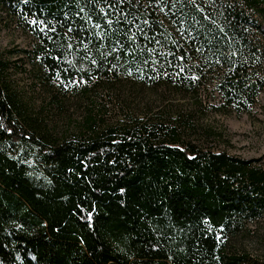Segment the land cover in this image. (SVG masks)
<instances>
[{"label": "trees", "instance_id": "1", "mask_svg": "<svg viewBox=\"0 0 264 264\" xmlns=\"http://www.w3.org/2000/svg\"><path fill=\"white\" fill-rule=\"evenodd\" d=\"M12 2L14 19L31 23L36 33L30 59L42 70L36 79L48 85L46 102L55 108L45 111L36 103L45 97L42 84L35 85L34 95L13 87L6 75L10 63L0 54V135L17 139V151L0 146V181L20 190L46 217L50 234L81 237L100 264L112 257L129 263L134 253H156L172 264H236L227 246L239 223L219 219L232 210L224 207L232 202L220 194L232 181L217 174L212 178L223 184H208L190 195L198 184L188 185V175L181 173L188 169L186 161L172 157L173 168L159 166L166 149L159 125L113 124L121 100L110 79L141 78L153 86L169 79L194 86L190 79L205 75L218 56L234 62H247L248 57L240 58L251 53L262 57L264 7L253 0H31V8H23L22 0ZM249 45L253 48H245ZM251 63L258 73L261 64ZM64 89L96 105L84 115L81 131L67 137L55 125L59 109H65L58 100ZM235 93L244 95L242 89ZM97 108L108 112L99 117ZM107 120L110 125L101 124ZM192 159L198 157L190 156L189 164ZM216 160L209 161L211 169ZM221 160L227 162L224 156ZM135 170L122 200L96 198ZM22 206L0 188V264H94L75 247L43 249L46 231ZM89 213L87 234L79 219Z\"/></svg>", "mask_w": 264, "mask_h": 264}, {"label": "rangeland", "instance_id": "2", "mask_svg": "<svg viewBox=\"0 0 264 264\" xmlns=\"http://www.w3.org/2000/svg\"><path fill=\"white\" fill-rule=\"evenodd\" d=\"M253 1L255 4L259 2L260 7H264V0ZM22 3L23 8L32 7L31 0H22ZM13 6L12 0H0V54H3V57L10 63L6 75L12 81L13 87L28 89L32 95L39 92L35 91V85L42 84L41 91L43 90L45 97L36 103H42L45 111L52 112L55 107L51 105L50 100L46 102L49 98L48 85L36 79V74H41L42 70L39 65L34 66L30 59L36 33L32 30L31 23L24 24L14 19ZM259 33L264 41V19ZM259 47L262 57H257L252 53L250 56H241L240 60L248 57L247 62L226 61L222 56H218L220 59L210 57L217 62H209L205 75L199 77V81L190 79L196 83L194 86L169 79L157 86L143 84L141 78L112 76L110 79L115 83L112 88L117 99L121 100L120 107L115 113L116 116L112 119L113 124L120 122L132 128L143 126L144 123L159 125L160 133L164 136L161 146L166 148L161 152V165L159 166L165 169L173 168L172 165L175 162L172 157L176 162H178L177 158H180V161H186L188 169H180L181 173L184 176L188 175V178L185 177L189 181L188 185L192 181L198 184L196 188L190 190V195L195 196L197 192L194 189L201 191L208 184H223L221 178L220 180L212 178L217 174L223 179L228 177V180L232 181L231 185L226 186V190L220 191V194L227 197L226 201L232 202V204L224 203V207H231L232 210L225 212L226 214L221 212L222 217H216L239 223L227 246L229 249L227 256L236 264H264V43H261ZM245 48H253V46L249 45ZM253 60L256 64H261L258 73L252 67L251 61ZM236 89H242L244 95L235 93ZM73 93L65 90L62 92L63 97L58 98L65 107L62 111L58 108L59 114L61 113L60 122L55 123L61 137H67L69 133L74 135L81 131L84 115L92 114L96 106L92 104L91 99L79 97L80 93L78 95ZM241 97L246 99L241 100ZM97 112V115L101 117L108 110L97 108ZM101 124L110 125L108 120ZM107 130L108 128L103 133ZM53 132L56 134L55 130ZM105 136L111 142L117 141L113 134H105ZM16 141L17 139L14 141L5 132L0 135V146L10 150L17 151ZM173 152L174 154L170 155ZM201 155L205 156L200 158ZM190 156L195 158L197 156L198 159L194 162L193 158L189 164ZM222 156L227 162L221 160ZM215 159H217V166L211 169L208 165L209 161ZM179 167L182 165H177V169ZM138 171L130 172L128 177L118 181L112 189H106L107 192L98 191L96 198L104 203L108 199H117L118 196L122 200L124 197L121 195L127 191L126 179L137 175ZM171 172L172 170L169 169V173ZM233 175L234 178L231 180ZM0 188L40 221L44 233L46 231L42 240L43 249L49 245L54 248L57 244H64L69 248L75 247L86 252L91 262L93 261L92 263L100 264L91 257V251L81 237L69 238L50 234V225L46 217L28 201L20 190L3 181H0ZM104 193L107 197L102 199ZM244 199L248 201L244 202ZM249 201L255 204L251 202L253 204L251 205ZM79 221L87 234L91 232V219L87 215L81 216ZM217 235L219 239L221 233ZM22 246L23 243H20L19 248ZM41 250L40 245L36 255ZM107 261V264L154 262L172 264L169 258L156 253H134L130 255L129 263L118 261L114 257Z\"/></svg>", "mask_w": 264, "mask_h": 264}, {"label": "snow or ice", "instance_id": "3", "mask_svg": "<svg viewBox=\"0 0 264 264\" xmlns=\"http://www.w3.org/2000/svg\"><path fill=\"white\" fill-rule=\"evenodd\" d=\"M89 219H91V213H89Z\"/></svg>", "mask_w": 264, "mask_h": 264}]
</instances>
